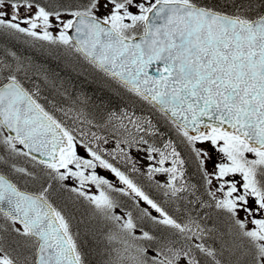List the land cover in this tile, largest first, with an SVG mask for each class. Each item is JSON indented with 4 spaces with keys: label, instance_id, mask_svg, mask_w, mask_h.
I'll list each match as a JSON object with an SVG mask.
<instances>
[{
    "label": "snow or ice",
    "instance_id": "snow-or-ice-1",
    "mask_svg": "<svg viewBox=\"0 0 264 264\" xmlns=\"http://www.w3.org/2000/svg\"><path fill=\"white\" fill-rule=\"evenodd\" d=\"M0 264H264V0H0Z\"/></svg>",
    "mask_w": 264,
    "mask_h": 264
}]
</instances>
